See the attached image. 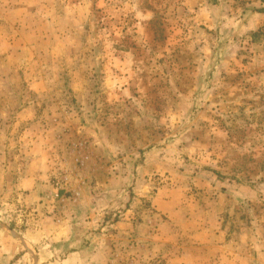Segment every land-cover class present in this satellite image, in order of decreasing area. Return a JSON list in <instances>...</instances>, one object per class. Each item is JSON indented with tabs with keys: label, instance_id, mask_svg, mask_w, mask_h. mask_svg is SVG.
<instances>
[{
	"label": "rangeland",
	"instance_id": "rangeland-1",
	"mask_svg": "<svg viewBox=\"0 0 264 264\" xmlns=\"http://www.w3.org/2000/svg\"><path fill=\"white\" fill-rule=\"evenodd\" d=\"M0 224L6 264H264V0H0Z\"/></svg>",
	"mask_w": 264,
	"mask_h": 264
},
{
	"label": "crops",
	"instance_id": "crops-1",
	"mask_svg": "<svg viewBox=\"0 0 264 264\" xmlns=\"http://www.w3.org/2000/svg\"><path fill=\"white\" fill-rule=\"evenodd\" d=\"M34 175V174H33ZM32 175V177H33ZM35 176V175H34ZM37 176L32 178V182L35 184V179ZM31 181V178H25L19 181V187H22L26 182ZM32 183V184H33ZM33 184L32 186V191H35V185ZM10 228L7 227L6 225L0 224V264H6L9 261V239H8V233Z\"/></svg>",
	"mask_w": 264,
	"mask_h": 264
}]
</instances>
